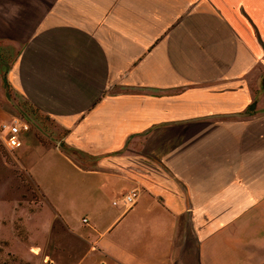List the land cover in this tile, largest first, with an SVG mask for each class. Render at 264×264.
<instances>
[{
    "label": "crops",
    "instance_id": "0c3cea01",
    "mask_svg": "<svg viewBox=\"0 0 264 264\" xmlns=\"http://www.w3.org/2000/svg\"><path fill=\"white\" fill-rule=\"evenodd\" d=\"M0 74L54 144L33 145L84 176L88 233L127 217L105 255L264 264V0H0ZM131 189L130 208L97 210Z\"/></svg>",
    "mask_w": 264,
    "mask_h": 264
},
{
    "label": "rangeland",
    "instance_id": "374dc122",
    "mask_svg": "<svg viewBox=\"0 0 264 264\" xmlns=\"http://www.w3.org/2000/svg\"><path fill=\"white\" fill-rule=\"evenodd\" d=\"M2 82L3 74H0V124L18 115L17 104L10 101ZM32 134L42 144H54L33 126L22 134V148L27 151L22 159L30 167L38 186L16 161L15 152L21 148L8 151L0 140V261L7 260L8 264H118L100 247L106 244L117 250L126 245L127 240L115 235L125 226L127 217L111 224L110 231L102 235L100 231L109 225V219L100 218L97 230L88 233V222L82 221L87 212V198L82 189L84 176L50 150L33 145ZM111 199L116 200V205H111ZM121 208V198L110 195L97 210L109 215ZM54 212L58 217L48 236H27V224L31 225L38 218L48 219ZM7 228L11 229V235ZM93 241L99 246L91 244ZM12 257L16 261H12Z\"/></svg>",
    "mask_w": 264,
    "mask_h": 264
},
{
    "label": "built area",
    "instance_id": "2783aa9c",
    "mask_svg": "<svg viewBox=\"0 0 264 264\" xmlns=\"http://www.w3.org/2000/svg\"><path fill=\"white\" fill-rule=\"evenodd\" d=\"M31 123L22 115L12 116L9 122H3L0 124V140L2 146L12 151L19 148L22 145V134L28 132L31 127ZM138 192L136 189H131L121 197V202L125 208H130L137 199ZM112 204H116V200L112 201ZM86 221V219H82Z\"/></svg>",
    "mask_w": 264,
    "mask_h": 264
},
{
    "label": "water",
    "instance_id": "95a60500",
    "mask_svg": "<svg viewBox=\"0 0 264 264\" xmlns=\"http://www.w3.org/2000/svg\"><path fill=\"white\" fill-rule=\"evenodd\" d=\"M6 95L8 96L7 92ZM254 107H255V100L250 104L248 110L251 112L253 111ZM16 109L23 117H25L28 120V117L19 109V107H16Z\"/></svg>",
    "mask_w": 264,
    "mask_h": 264
},
{
    "label": "trees",
    "instance_id": "16d2710c",
    "mask_svg": "<svg viewBox=\"0 0 264 264\" xmlns=\"http://www.w3.org/2000/svg\"><path fill=\"white\" fill-rule=\"evenodd\" d=\"M24 110H25V109H24ZM24 110H23V111H24ZM24 112H25L26 114H28V113L26 112V110H25ZM7 256H9V255H7ZM11 260H12V261H16L15 258H13V257H12ZM6 263H7V260H5V261H3V262L0 261V264H6ZM7 264H8V263H7Z\"/></svg>",
    "mask_w": 264,
    "mask_h": 264
}]
</instances>
